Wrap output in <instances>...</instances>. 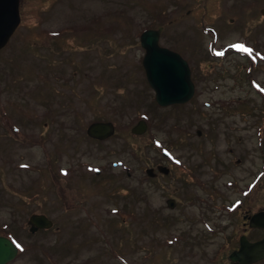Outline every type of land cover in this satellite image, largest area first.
Wrapping results in <instances>:
<instances>
[{
	"label": "rangeland",
	"instance_id": "1",
	"mask_svg": "<svg viewBox=\"0 0 264 264\" xmlns=\"http://www.w3.org/2000/svg\"><path fill=\"white\" fill-rule=\"evenodd\" d=\"M237 4L209 11L213 41L205 0H20L0 50L5 264H230L242 232L263 235L243 213L264 209V28ZM158 26L193 74L182 105L160 107L142 67Z\"/></svg>",
	"mask_w": 264,
	"mask_h": 264
},
{
	"label": "water",
	"instance_id": "2",
	"mask_svg": "<svg viewBox=\"0 0 264 264\" xmlns=\"http://www.w3.org/2000/svg\"><path fill=\"white\" fill-rule=\"evenodd\" d=\"M19 0H0V48L8 41L10 35L20 22ZM161 27L148 29L140 36L141 46L145 49L143 66L146 77L155 91L159 105L182 103L187 101L194 92V84L190 78V69L181 56L158 44ZM110 129L106 125H95L91 135L107 134ZM252 223L264 227V210L255 213ZM35 220L43 224L44 217ZM18 252V245L8 236L0 234V264L11 260ZM264 256V235L262 238L249 242L242 238L239 248L234 249L229 257L240 264H247Z\"/></svg>",
	"mask_w": 264,
	"mask_h": 264
},
{
	"label": "flooded vegetation",
	"instance_id": "3",
	"mask_svg": "<svg viewBox=\"0 0 264 264\" xmlns=\"http://www.w3.org/2000/svg\"><path fill=\"white\" fill-rule=\"evenodd\" d=\"M177 1H180L183 4H185L186 2H190V0H177ZM205 2L207 3L208 6L205 5V6L202 7L203 13L200 16V18L206 20L207 23H209V20H208L209 11L211 10L212 7L220 8V3L224 2V0H205ZM237 7L241 11H244L243 14H245L246 16H247V14H250L251 17H253L254 20L256 21L257 25L258 26H262L264 28V0H238ZM228 11H235V8H232V9H231V7L229 9L225 8V12H228ZM193 12L194 11L191 8V9L187 10L186 13L187 14H189V13L193 14ZM221 16H222V12H220L217 15V17H216L217 20H220ZM238 23H239V19H237V16L230 15V16H228L227 21H226V24L228 26L224 25V27H231L234 30H236ZM212 26H214V25L212 24ZM214 28L218 29L217 25L214 26ZM223 30L225 32V29H223ZM217 32L220 33L221 32L220 29H218ZM213 33H214V31L211 32V34H213ZM251 45H252V48H253V46H256L252 42H251ZM259 48L261 49L260 46H258V49ZM234 51L235 50H232V52H234ZM174 168L178 169L179 173H181L184 176L188 173L187 172L188 171L187 168H185V167L179 168V166L176 165V164L172 165L171 168H169V169H174ZM260 263H264V259L263 260H258L257 262H253L251 264H260ZM230 264H233V263H230Z\"/></svg>",
	"mask_w": 264,
	"mask_h": 264
},
{
	"label": "trees",
	"instance_id": "4",
	"mask_svg": "<svg viewBox=\"0 0 264 264\" xmlns=\"http://www.w3.org/2000/svg\"><path fill=\"white\" fill-rule=\"evenodd\" d=\"M252 87V86H251ZM252 89L255 91V92H257V93H259V94H261L260 92H259V89H257V88H254V87H252ZM262 95V94H261ZM15 127H13V129H14Z\"/></svg>",
	"mask_w": 264,
	"mask_h": 264
},
{
	"label": "snow or ice",
	"instance_id": "5",
	"mask_svg": "<svg viewBox=\"0 0 264 264\" xmlns=\"http://www.w3.org/2000/svg\"><path fill=\"white\" fill-rule=\"evenodd\" d=\"M242 47V46H241Z\"/></svg>",
	"mask_w": 264,
	"mask_h": 264
}]
</instances>
